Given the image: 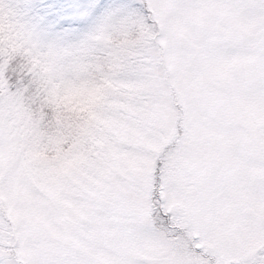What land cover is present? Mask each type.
I'll use <instances>...</instances> for the list:
<instances>
[{"label":"snow or ice","instance_id":"6c2138e0","mask_svg":"<svg viewBox=\"0 0 264 264\" xmlns=\"http://www.w3.org/2000/svg\"><path fill=\"white\" fill-rule=\"evenodd\" d=\"M0 264H264V0H0Z\"/></svg>","mask_w":264,"mask_h":264}]
</instances>
